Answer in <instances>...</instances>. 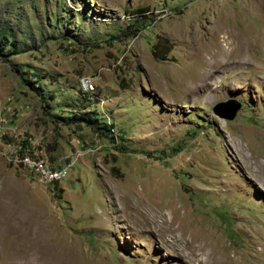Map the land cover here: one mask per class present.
Here are the masks:
<instances>
[{
	"label": "rangeland",
	"instance_id": "374dc122",
	"mask_svg": "<svg viewBox=\"0 0 264 264\" xmlns=\"http://www.w3.org/2000/svg\"><path fill=\"white\" fill-rule=\"evenodd\" d=\"M1 35L0 264H264V0H0Z\"/></svg>",
	"mask_w": 264,
	"mask_h": 264
},
{
	"label": "bare ground",
	"instance_id": "6f19581e",
	"mask_svg": "<svg viewBox=\"0 0 264 264\" xmlns=\"http://www.w3.org/2000/svg\"><path fill=\"white\" fill-rule=\"evenodd\" d=\"M88 82H89V80L87 78H83L82 79V83L85 86L90 85V84H88ZM15 158H16L17 162H19L20 164H22L23 166H25L26 168H28L29 170L34 172L40 179H42V180H44L46 182H53V183L61 181L64 178V176L66 175V172H67L68 168L71 165V164L55 165L54 163L47 162L44 159H42L39 156H37L34 153V151L32 150V148H30L29 146H25L23 148H19V150H17L15 152ZM49 172H55V175H62V176L61 177H57V178H55L53 180L50 176L45 175V173H49ZM167 220H168L167 221V226L163 225V224H161V225L160 224H156L155 222H153V223H147V228H148V230L150 232L155 231L154 234H157L158 237H160L161 239H163L165 241H167V237H166V235L168 233L167 231H178L179 236H181V237L184 236L188 243H190V242L194 243V244H192L193 245L192 247H194V249L197 248V246L201 247V244H199V243L202 242V241L200 240L199 236H197L193 232L192 233L190 232L192 229H190V230L187 229L186 225L181 224L179 221L176 222L173 217H170ZM188 230H189V232H188ZM202 240H203V238H202ZM177 246L176 245H172V248L177 253H182L183 254V252L180 250L183 246H178V247ZM192 250H193V248H192ZM207 257H208V255H207ZM191 258H193V257H191ZM191 258L183 254L182 261L184 263H186V264H189V263L191 264V263H193V260ZM203 260L208 263L207 258H205ZM198 261H200V260H198ZM220 261L221 260L219 259V261H215V262L220 264Z\"/></svg>",
	"mask_w": 264,
	"mask_h": 264
},
{
	"label": "water",
	"instance_id": "95a60500",
	"mask_svg": "<svg viewBox=\"0 0 264 264\" xmlns=\"http://www.w3.org/2000/svg\"><path fill=\"white\" fill-rule=\"evenodd\" d=\"M238 108V103L233 101H220L213 105V112L224 118L231 119L235 115V112Z\"/></svg>",
	"mask_w": 264,
	"mask_h": 264
},
{
	"label": "trees",
	"instance_id": "16d2710c",
	"mask_svg": "<svg viewBox=\"0 0 264 264\" xmlns=\"http://www.w3.org/2000/svg\"><path fill=\"white\" fill-rule=\"evenodd\" d=\"M7 41H8L7 36H5V35H1L0 36V51L7 44ZM167 50H169V48ZM151 54H152L154 59L162 58V57H158L157 56L156 51L154 50V48L151 49ZM71 105L72 106H77L78 105L76 98L71 101ZM90 113H92V112L91 111H87V112H84V115H82V116L81 115H77L76 118L73 117L72 119H74L75 121H84V122H87L89 124V123H92L95 119H97L96 118V114H92L94 116L90 117V115H88ZM98 128H100V127L98 126ZM23 147H25V145L21 146L20 148H23Z\"/></svg>",
	"mask_w": 264,
	"mask_h": 264
},
{
	"label": "built area",
	"instance_id": "2783aa9c",
	"mask_svg": "<svg viewBox=\"0 0 264 264\" xmlns=\"http://www.w3.org/2000/svg\"><path fill=\"white\" fill-rule=\"evenodd\" d=\"M45 175L50 176L53 180L57 177H61L62 175H55V172H49V173H45Z\"/></svg>",
	"mask_w": 264,
	"mask_h": 264
}]
</instances>
